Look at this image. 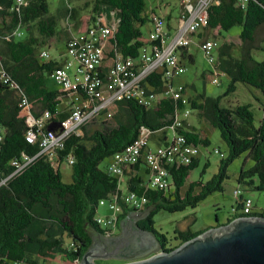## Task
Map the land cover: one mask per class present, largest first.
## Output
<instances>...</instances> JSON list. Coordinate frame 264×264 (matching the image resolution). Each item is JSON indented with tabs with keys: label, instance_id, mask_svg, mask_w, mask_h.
Here are the masks:
<instances>
[{
	"label": "trees",
	"instance_id": "trees-1",
	"mask_svg": "<svg viewBox=\"0 0 264 264\" xmlns=\"http://www.w3.org/2000/svg\"><path fill=\"white\" fill-rule=\"evenodd\" d=\"M77 1L80 0H68L63 14L79 25L82 24L80 9L71 7V3ZM86 6L92 8L86 30L96 26L101 15L111 16L115 12L119 23L111 43L124 58H137L143 47L155 44L144 39L141 31L147 22L153 24L151 13L148 16L145 12L146 0H91ZM207 12L209 25L199 33L202 41L215 39L206 37L210 33L222 36L235 26L243 28L241 46L235 52L232 44H222L216 39L221 46L215 69L230 81L224 95L202 94L196 99L189 98L186 87L182 86L185 99H164L152 107L137 100L121 101L115 106L117 122L95 120L100 126L96 131L90 130L93 122L81 128L82 134H73L65 141L64 150L59 152L61 166L57 169L47 158L37 156L38 144H29L25 135L31 121L46 111L51 112L54 123L66 120L71 113L60 112V97H66L70 92L52 78L53 72L64 63L61 65L53 59L40 57L41 51L59 33V15L52 13L48 0H27L22 5L15 0H0V70L9 78L8 83L0 79V123L5 128L0 151V264H40L39 260H55L58 256L64 264H80L93 236L105 234L96 222L99 202L119 187V179L102 169V162L133 143L142 128L151 132V140L163 143L173 136L170 126L176 111L187 106L191 114L192 110L198 112L197 119L219 130L228 154L224 153L226 157L221 159L218 172L206 182L190 181L200 162L197 158L188 165L171 168L173 191L143 186L145 175L149 177L152 173L143 159L126 170V191L149 198V204L143 210L147 216L138 225L157 236L160 250L170 252L202 232L176 231L175 240L179 243L170 248L167 238L155 229L154 214L159 210L178 213L195 209L209 195L224 191L228 169L242 155L254 164L247 170L242 169L239 183L264 191V106L263 117L256 125L250 104L235 107L221 104L224 97L236 92L238 83L251 86L264 96V60L259 61L254 55L256 51H264L256 40L258 30L264 26V0H249L245 8L239 6L238 0H216ZM184 50H181L183 59L194 63V57L188 55L186 58ZM108 55L112 57L113 53ZM49 79L59 87L52 89ZM141 85L147 91L161 92L164 89L162 73L149 75ZM24 101L26 105H23ZM174 132L200 149L211 144L189 120H183L182 126ZM23 155L36 158L9 178L16 170L12 161H21ZM70 157L75 160L72 165L66 162ZM65 166L72 168L71 183L62 179L60 171ZM141 169L145 175H140ZM236 207V213L228 223L243 216L241 205ZM134 211L125 208L121 220ZM252 216L264 218V213ZM66 238L71 241L67 247Z\"/></svg>",
	"mask_w": 264,
	"mask_h": 264
},
{
	"label": "built area",
	"instance_id": "built-area-1",
	"mask_svg": "<svg viewBox=\"0 0 264 264\" xmlns=\"http://www.w3.org/2000/svg\"><path fill=\"white\" fill-rule=\"evenodd\" d=\"M27 0H15L22 5ZM216 0H182L178 25L168 26L167 17L151 13L154 29L151 30L148 41L155 43L147 45L140 50L137 58H124L111 43L113 33L117 30L119 20L115 12L111 16L101 15L96 26L71 37L67 43L66 60L61 67L53 72L52 78L72 96L71 113L66 120L59 123L51 121L52 114L46 111L41 117L31 121L26 130V140L29 144H38L39 153L50 160L57 169L61 166L59 152L64 150L65 141L73 134L80 135L83 126L99 120L104 115L105 120L113 118V108L124 100H137L146 107L158 105L164 99H185L182 86L176 88L174 80L186 72L181 50L188 49L193 38L209 25L208 9ZM249 0H238L239 6L245 8ZM107 46L111 50L106 51ZM221 43L216 39H206L200 42V49L211 64L217 62L215 52ZM113 53L110 57L108 53ZM43 60H51L47 50L40 53ZM155 72L162 73L164 89L157 93L147 91L142 82ZM215 73L219 75L216 69ZM211 72L210 79L214 84H220L218 78ZM0 79L9 82L8 75L0 70ZM85 95V97H83ZM26 105V101L23 102ZM104 113V114H102ZM191 111L184 108L176 111L173 116L174 123L170 126L173 136L156 146L151 147V132L142 128L139 137L128 145L123 151L112 156L106 165L105 171L119 179V187L106 199L99 202V208L110 202L112 213L104 221L97 215L96 222L105 231L104 236L113 237L119 231L121 215L125 208L143 211L149 204L146 195L126 191V170L136 164L140 159L145 160L151 169V175L144 183L146 189L172 190L171 172L173 167L190 164L197 158L201 149L189 144L183 135L176 134L175 128L189 120ZM47 125L52 127L46 128ZM5 139V128L0 123V151ZM215 154L225 158L226 155L216 149ZM36 157L22 156V160L12 161L15 172L13 177L27 167ZM74 164L73 157L66 162ZM4 183V181H3ZM126 191V192H125ZM234 196L236 204L241 205L245 218H252L254 202L244 198L242 190H236ZM233 207V214L236 213ZM238 217V218H242ZM9 264H24L11 262Z\"/></svg>",
	"mask_w": 264,
	"mask_h": 264
},
{
	"label": "rangeland",
	"instance_id": "rangeland-1",
	"mask_svg": "<svg viewBox=\"0 0 264 264\" xmlns=\"http://www.w3.org/2000/svg\"><path fill=\"white\" fill-rule=\"evenodd\" d=\"M48 2L50 4L52 13L59 15L62 28L67 29L71 27L73 32L76 33L79 32V30H83L89 23L92 8H86V3L91 2V0H80L71 3V7L80 9L82 24L79 25L76 24V21L71 19L69 20L68 16L63 14L64 8L68 5V0H48ZM181 2L182 0H146L147 7L145 12L146 14H150L155 11L158 16H172L173 21L171 25L177 26L180 16ZM153 29L154 25L150 21L141 27L144 39L147 40L149 38L150 32ZM242 30L243 28L241 26H235L228 32H223L222 36H214L212 33H210L206 37L218 39L222 44L224 42L232 44L235 52L241 46L240 34ZM25 36L26 34L24 37ZM60 39L62 40V38ZM256 40L258 47L264 50V26L258 30ZM201 41L202 38L199 36V34L193 38V43L191 44L189 51L194 57V63H191L188 59H184L186 72L175 78L174 86L176 88L180 86L186 87L187 96L189 98L196 99L198 95L202 94H206L207 96L211 97L223 96L227 91L230 81L223 73L219 72V75L215 73V66L217 65V62L215 64L208 62L200 49ZM52 42L54 43L52 45L51 53L52 56H56L57 50L65 45V40L59 42V40L56 38ZM109 50H111V47ZM215 55L218 59V50L215 52ZM254 55L259 61L264 60V51H256ZM210 72L215 74L214 77L218 78L220 84H214L212 82L209 77L211 74ZM48 84L52 89H57V85H55L52 79L48 80ZM221 104L223 107H235L237 105L250 104L255 115L256 125L260 124V121L263 117L264 96L259 90L243 83H238L236 92L224 97ZM187 108L190 109L189 106H187ZM197 113L198 112L196 110H192L190 122L195 125L199 132L209 138L211 144L208 147H201V151L197 156L200 158V162L198 167L192 172L190 181L202 180L206 182L212 179V177L218 172L219 164L222 159L220 155L215 154V150L218 149L227 155L228 149L221 137L219 130L214 129L201 119H197ZM113 114L112 121L117 122L118 109H113ZM99 119V121H104L105 117L101 116ZM99 127L100 126L94 122L90 130L91 132H94ZM171 134L172 133L170 132V135ZM150 145L153 148H156L157 146L153 140H151ZM109 160L110 158H107L105 161H103L100 167L104 169ZM207 163H209L208 166ZM253 164L254 162L252 160H247L246 155H242L237 160H235L228 169L229 178L224 184V191L215 192L209 195L195 209L188 208L184 212L178 213H170L165 210L157 211L153 216L156 231L160 234H163L169 241L168 243L170 247H173L177 246L179 243L175 240V236L177 235L176 231L190 229L195 233H204L207 230L226 225L233 217V207H236L237 205V198L234 196L236 190H242L243 197L250 198L254 202L252 214L260 215L264 213V191H258L255 189V187L239 183V176L242 169L245 168L247 170L252 167ZM60 173L65 183L72 182L71 167H62ZM171 191H173V188ZM111 213L112 210L110 208V202L107 201L104 206L99 208L97 215L105 221L106 217ZM70 243V239L66 238V247L69 246ZM156 251L154 252L158 253V251ZM125 262L126 261L117 258L96 260V264H124ZM39 263L64 264V262H62L61 256H58V258L55 260H39Z\"/></svg>",
	"mask_w": 264,
	"mask_h": 264
},
{
	"label": "water",
	"instance_id": "water-1",
	"mask_svg": "<svg viewBox=\"0 0 264 264\" xmlns=\"http://www.w3.org/2000/svg\"><path fill=\"white\" fill-rule=\"evenodd\" d=\"M51 126L49 129H52ZM145 211L130 212L121 221V234H98L80 264L117 258L124 264H264V218H236L224 226L207 230L170 252H158L157 236L138 222ZM154 252V253H153Z\"/></svg>",
	"mask_w": 264,
	"mask_h": 264
},
{
	"label": "crops",
	"instance_id": "crops-1",
	"mask_svg": "<svg viewBox=\"0 0 264 264\" xmlns=\"http://www.w3.org/2000/svg\"><path fill=\"white\" fill-rule=\"evenodd\" d=\"M155 12V11H154ZM153 12V13H154ZM148 16H149V14H147ZM172 21H173V17L172 16H167V23H168V26H170L171 25V23H172ZM172 26V25H171ZM172 27H175V26H172ZM86 29H83V30H79V32H73V30L71 29V27H69V28H67V29H65V28H62L61 27V24H60V29H59V33H58V35L56 36V37H54V38H52L50 41H49V44H48V46L44 49V50H47V51H49L50 52V54H51V57H52V59L53 60H55V61H57L59 64H63L64 62H65V60H66V58H67V56H66V52H67V43H68V41L71 39V37H73L74 35H77V34H79V33H81V32H84ZM58 39L59 40V42L60 41H62V40H65V45L62 47V48H59V50H57V52H56V56H52V53H51V49H52V45H53V43L54 42H52V41H54L55 39ZM60 38H62V40L60 39ZM109 48H110V46H107V48H106V51L108 52L109 51ZM184 52H185V57L186 58H188V55H192L191 54V52L189 51V48L188 49H186V50H184ZM193 56V55H192ZM194 60V59H193ZM57 87H59L58 85H57ZM60 100H61V105H60V107H59V109H60V112L61 113H70V111H71V105H72V96H70V95H67L66 97L65 96H63V97H60ZM113 109H117L116 107H114ZM42 115V114H41ZM58 121H60V119L58 120ZM189 121H190V118H189ZM154 143H156L157 145H159V143L160 142H158V141H153ZM197 159H199L200 160V158L199 157H197ZM111 160H112V158L108 161V163L107 164H109L110 162H111ZM141 173H142V175H145V173H144V171L141 169V172H140V175H141ZM149 177L147 176V175H145V177H144V180H145V182L147 181V179H148ZM125 219V218H124ZM124 219H122V220H124ZM121 220V221H122ZM121 221H120V224H121ZM120 224H119V231L117 232V234L115 235V236H118V235H120L121 234V226H120ZM161 250H160V247L158 248V252H160ZM157 252V251H156Z\"/></svg>",
	"mask_w": 264,
	"mask_h": 264
},
{
	"label": "flooded vegetation",
	"instance_id": "flooded-vegetation-1",
	"mask_svg": "<svg viewBox=\"0 0 264 264\" xmlns=\"http://www.w3.org/2000/svg\"><path fill=\"white\" fill-rule=\"evenodd\" d=\"M174 247V246H173ZM173 247H170V248H173Z\"/></svg>",
	"mask_w": 264,
	"mask_h": 264
},
{
	"label": "clouds",
	"instance_id": "clouds-1",
	"mask_svg": "<svg viewBox=\"0 0 264 264\" xmlns=\"http://www.w3.org/2000/svg\"><path fill=\"white\" fill-rule=\"evenodd\" d=\"M161 252V251H160Z\"/></svg>",
	"mask_w": 264,
	"mask_h": 264
}]
</instances>
